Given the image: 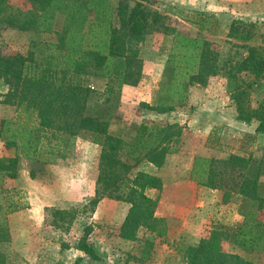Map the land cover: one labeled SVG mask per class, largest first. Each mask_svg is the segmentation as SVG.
Here are the masks:
<instances>
[{"label":"trees","instance_id":"obj_1","mask_svg":"<svg viewBox=\"0 0 264 264\" xmlns=\"http://www.w3.org/2000/svg\"><path fill=\"white\" fill-rule=\"evenodd\" d=\"M154 1L119 0L113 8L109 0H25V7L18 8L0 0V31L55 35L54 42L31 41L26 56L0 49V79L8 87L0 102L18 111L15 118L0 120V144L18 152L13 157L0 155V186L18 177L21 158L33 166L28 172L31 179L43 173L49 162L44 153L53 152L52 148L43 152L45 136L51 144L52 138L60 143L90 134L92 142L100 146L98 173L88 202L90 213L103 198L123 202L129 208L120 227L121 238L134 241L140 228L163 237L165 220L154 215L157 198L149 193L161 190L157 172L183 128L176 123L142 122L129 142L113 136L108 131L109 121L87 114L91 91L85 84L89 78L100 76L107 78L103 79L107 86H135L143 66L138 46L150 34H163L171 41L162 75L168 78L160 80L158 90L159 102L164 100L165 104L142 103V107L158 114L174 111L187 101L191 86H205L209 79L219 76L225 80L236 119L245 124L257 122L254 133H242V156L230 155L223 160L195 156L189 173L196 185L220 191L223 203L239 196L250 200L253 209L239 225L206 229L195 246L181 245L177 250L182 252L185 264H255L226 252L223 242L245 253L264 252V222L258 218L263 205L258 187L264 165L247 151L256 145L257 135L264 134V105L251 107L248 92L252 82L264 74V46H250L255 26L234 18L228 24L226 40L246 54L242 60L223 59L216 43L200 32L186 34L166 24L168 20L153 6ZM208 20L205 13H200L188 22L207 30ZM246 76L252 82H247ZM112 90L110 87L108 91ZM137 164L149 165L153 172L139 170L130 176ZM15 210L3 209L0 202L3 218ZM57 219L70 222L74 215L56 211ZM87 235L85 229L76 249L94 261L97 253ZM8 239L7 227L0 223V243ZM148 257L144 251L139 261ZM0 264L12 262L0 254Z\"/></svg>","mask_w":264,"mask_h":264},{"label":"rangeland","instance_id":"obj_2","mask_svg":"<svg viewBox=\"0 0 264 264\" xmlns=\"http://www.w3.org/2000/svg\"><path fill=\"white\" fill-rule=\"evenodd\" d=\"M118 1L109 0V4L115 8ZM8 2L14 7H25V0H8ZM238 3H240L238 9L247 4L242 1ZM153 6L166 17L168 20L166 24L191 35H196L199 29L196 30V26L188 23V20H194L195 15L205 13L210 19L206 25L211 26L214 33L202 31V34L206 38L208 34L215 36L209 39L216 43L220 56L232 61L238 59L236 57L240 59L245 57V50L234 47L224 40V31H227L230 21L234 18L239 19L237 8L232 5L222 10L223 16L220 20L201 11V4L190 8L181 0H155ZM250 8L255 22L249 19L245 21L255 26L256 34L249 41V45L264 46V0H254ZM189 9H192V12L187 13ZM33 40L54 42L55 35H40L14 29L0 31V49L6 53L26 56L29 43ZM170 43V37L153 33L138 46L139 56L149 67V74L147 77L144 74L143 79L168 78L162 77L164 67L161 69L160 65L168 54ZM233 44L239 45L237 42ZM214 78L223 79L219 76ZM103 79L107 78L95 76L85 83L91 91L86 112L100 120L109 121L108 131L111 135L129 142L142 122L157 124L175 122L183 128L180 138L171 145V153L166 156L167 162L157 172L165 182V191L162 192L163 188H161L158 192L149 193V196L157 198L154 215L165 220V234L163 237H155L154 233L140 228L134 241L121 238L120 227L126 212L123 208L126 203L123 202L103 198L105 201L101 208L96 210L98 208L96 206L94 212L90 213L88 202L93 196L94 188L89 182L92 181L94 187L100 146L92 142L90 134L61 140L60 143L57 142L58 139L52 138L51 144L47 143L45 136L42 139L44 145L42 150L48 152L52 148L53 152L44 153L49 158V162L44 165L43 173H37L35 180L39 184L33 187L28 183L27 180L30 179L28 172L33 166L21 158L18 163V177L15 180L7 179L0 186L2 208L6 210L16 208L4 218L0 216V223L5 224L9 235L7 242L0 243V254L12 264H185L182 252L177 250L179 246H195L206 229L220 225L228 227L239 225L246 213L253 209L252 202L248 199L231 196L227 203H223L220 191L205 190L206 193H199V188L193 186L184 190L186 198H182L179 205L174 208V185L180 179L187 178L192 158L201 153H206L217 160L226 159L230 155L242 156L244 154V150L240 148L242 132L218 129L207 134L196 131L189 125L187 118L196 106L188 107L185 102L175 108L177 112L175 117L174 114L160 117L155 111L142 107V102L137 96L135 98L126 96L122 93V87L113 83L107 86ZM245 80L248 82L252 78L246 76ZM110 87L113 89L111 93L108 91ZM7 91V85L0 79V101H3V95ZM248 92L251 107L264 105V74L252 82ZM161 102L165 104L164 100ZM161 102L158 98L153 104H162ZM147 113L154 116H149ZM17 114L15 107L0 102V120L13 119ZM247 151L256 161L261 159L264 165V136L257 139L256 145ZM17 153L15 149H4L0 144V155L13 157ZM137 165L130 176L139 170L153 172V168L149 165ZM258 194L263 199L258 218L264 222V168L259 178ZM174 209L186 212L184 215L186 227L190 231L188 233L190 237L185 236L189 240L187 242L182 236L178 237V230L174 229L176 217H174ZM56 211L72 213L73 221L56 220ZM163 215L167 217L164 218ZM53 222L55 226L52 225ZM85 229L88 230L87 240L97 253V260H90L76 249ZM223 248L228 253L238 254L248 262L264 264V252L245 253L227 242H223ZM144 251L149 257L146 261L140 262V255Z\"/></svg>","mask_w":264,"mask_h":264},{"label":"crops","instance_id":"obj_3","mask_svg":"<svg viewBox=\"0 0 264 264\" xmlns=\"http://www.w3.org/2000/svg\"><path fill=\"white\" fill-rule=\"evenodd\" d=\"M238 1H242V3H245V4L247 3V4L240 6V8L238 9V6L240 4L238 3ZM181 2L184 3L185 5L190 6V8H193L201 4L202 5L201 11L203 10V12H207L209 15L214 16V18L217 17L218 20H220V18L222 19V16H223L222 10L232 5V7L237 8L236 9L237 14L240 19H243V20L249 19L255 22V20L253 19L254 15L251 12L252 10L250 8V4H252L254 0H181ZM189 10L190 11H186V12L187 13L192 12V9H189ZM184 18L189 19V17H184ZM191 24H194V23H191ZM194 25L197 28L196 30L199 29L197 33L200 32L202 34V31L206 33H214V29H211V26H209L207 30H204V29L202 30L197 24H194ZM224 33H225L224 40L226 42L227 31H224ZM154 34H158V33H154ZM202 35L205 36L204 34ZM209 37L211 38L215 36H210V34H208V38ZM225 42L224 44L227 43ZM235 50H237V48H235ZM236 58L238 59H235V60H242L239 57H236ZM165 59L162 61L163 63H161L160 65L161 69H163L164 67ZM146 67H147V63L143 61L142 75H141L142 79L140 78L138 80V83L135 86L124 85L122 87V93L125 94L126 96H133V98L137 96L138 100L140 99L142 103L144 102L145 104H148L150 106H156L158 104L154 105L153 103H156V101H158L159 82L161 79H143L144 74H146L145 77H147L149 74L148 72L149 67L147 68ZM210 81L212 83H210ZM208 82L209 83L205 86L193 85L189 88L188 99L186 101L187 106L188 107L196 106L192 110V114L187 117L189 119L188 121L189 125L192 126L194 130L200 131V132H207V134H210V132L212 133L213 131H216L218 129H227L226 131H229V130L240 131L242 133H251V134L254 133L257 127V122L245 124V123L239 122L236 119L235 107H234L233 101L230 98V95L226 92L225 80L224 79L215 80V78L214 79L211 78L209 79ZM181 110L180 112H182ZM169 113L157 114V115L160 117H167V116H173L172 114H174V117H175L176 116L175 113L177 112H175L174 110ZM147 115L154 116V115H150L149 113H147ZM172 123H175V122H172ZM263 136L264 134H259L257 135V139L259 140V138ZM195 156L211 158L209 157L210 155L206 153L197 154ZM165 162H167V159ZM190 168H191V164H190ZM189 173H190V170H189ZM158 176L161 178V181H162V188H163L162 192H163L165 191L164 190L165 182L160 174H158ZM186 177H187L186 179H180L174 185V188H175L174 189V208L179 205V202L182 200V198H186V195H185L186 192L184 191L186 188L188 187L192 188V186L194 188H199V193L201 192L206 193L204 191L209 190V189H206L200 186L198 187L196 183L190 180L191 177H189V174ZM12 180H15V179H12ZM27 181L33 187L39 184L38 181H36L35 179H31V178ZM79 182H82V181L79 180ZM89 184L90 186L92 185V188H94L92 181H90ZM92 190L94 191V189ZM209 191H215V190H209ZM104 201L105 199H102L98 202L97 204L98 208H96V210H99L101 208V205ZM126 205L127 204L123 205L124 206L123 208L126 211L125 216L129 208V206L127 207ZM184 215H186L185 211H181V210L177 211L174 209V217L176 216L174 220V229L178 230L177 232V235H179L178 237L182 236L187 242L189 240L186 239L185 236L190 237V235L188 234L190 233V231L186 227L187 222H186ZM163 216L164 218L167 217L166 215H163ZM190 241H192V239Z\"/></svg>","mask_w":264,"mask_h":264}]
</instances>
